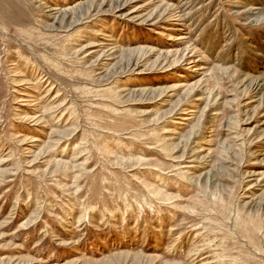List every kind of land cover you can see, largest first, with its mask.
<instances>
[{"label": "rangeland", "instance_id": "374dc122", "mask_svg": "<svg viewBox=\"0 0 264 264\" xmlns=\"http://www.w3.org/2000/svg\"><path fill=\"white\" fill-rule=\"evenodd\" d=\"M0 264H264V0H0Z\"/></svg>", "mask_w": 264, "mask_h": 264}, {"label": "bare ground", "instance_id": "6f19581e", "mask_svg": "<svg viewBox=\"0 0 264 264\" xmlns=\"http://www.w3.org/2000/svg\"><path fill=\"white\" fill-rule=\"evenodd\" d=\"M77 5H78V4H77ZM75 6H76V5H75ZM75 6H74V7H75ZM250 13H252V12H250ZM253 13H254V11H253ZM255 20H256V19H255Z\"/></svg>", "mask_w": 264, "mask_h": 264}]
</instances>
